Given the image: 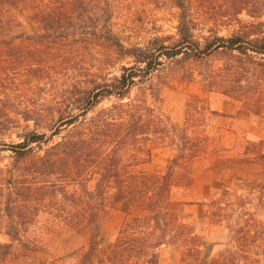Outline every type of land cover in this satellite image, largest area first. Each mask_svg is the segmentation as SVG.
<instances>
[{
    "label": "trees",
    "instance_id": "trees-1",
    "mask_svg": "<svg viewBox=\"0 0 264 264\" xmlns=\"http://www.w3.org/2000/svg\"><path fill=\"white\" fill-rule=\"evenodd\" d=\"M65 1L0 0V72H57L69 66L74 52L65 57L61 46L84 16ZM175 3L176 43L126 47L114 38L121 54L134 59L120 76L84 87L81 79L42 73L36 79L53 85L57 95L58 102L49 105H11L12 96L0 89V136L16 131L18 137L0 148L13 158L10 167L0 169V232L9 239L0 244L5 249L0 264L14 243L26 252L38 244L29 229L43 210H57L54 205L69 215L60 222L91 231L78 264H159L169 247L181 248V264H200L203 244L193 241L195 223L172 190L191 186L195 164L202 161L222 180L207 202L209 219L228 229L226 243L206 264H264V219L257 214L264 205V139L224 145L206 128L220 113L200 94H191L184 123H175L154 105L161 100V85L147 83L166 60L195 61L197 72L186 76L188 82L232 98L243 115L264 117V0H227L222 17L236 29L202 37L195 34L197 0ZM25 12L43 33L14 32ZM44 38L58 46L39 50ZM171 73L167 80L178 77ZM163 146L172 150L167 170L152 171L153 152ZM108 208L118 209L124 220L104 253L99 223Z\"/></svg>",
    "mask_w": 264,
    "mask_h": 264
},
{
    "label": "rangeland",
    "instance_id": "rangeland-1",
    "mask_svg": "<svg viewBox=\"0 0 264 264\" xmlns=\"http://www.w3.org/2000/svg\"><path fill=\"white\" fill-rule=\"evenodd\" d=\"M176 0H67L64 2L71 10L84 16V20L72 26L71 39L66 40L61 46V55L69 56L73 51L74 56L68 60V67L57 72H0V89L7 91L12 96L9 104L49 105L57 103L54 97L53 85L45 81L39 82L36 76L46 73L84 81V87L104 78H114L121 75L123 66L134 64V59L125 57L114 44L117 38L126 47H147L157 42L174 44L178 39L177 26L179 24L180 9L176 6ZM198 8L195 10L197 27L195 34L198 37L208 35L212 30L221 35H229L236 29V23L226 24L222 17L227 0H197ZM28 10V9H26ZM28 12L18 16L22 25H16L14 32H26L33 34L41 30L37 24L26 19ZM243 19H249L242 14ZM34 24V25H33ZM34 26V27H33ZM12 33L8 32V37ZM45 42L37 45L39 50L58 45ZM64 42V41H62ZM60 47V46H59ZM49 49V48H48ZM198 64L195 61L186 63L174 60H166L165 65L154 71L149 76L147 83L160 84L161 100L154 105L169 116L173 122L183 124L187 102L191 94H200L207 97L211 108L217 110L220 115L212 116L207 122L208 131L221 137L224 145L234 147L238 142L246 140L264 139V117L256 115H243L238 112L239 104L217 92H204L201 85L196 82H188L186 76L191 72H197ZM171 72H178V77L170 78ZM66 79V80H67ZM167 80V81H166ZM67 81V82H69ZM164 82V83H161ZM5 94L2 97L5 98ZM18 141L16 131L11 135L0 136L1 143ZM172 150L168 146L156 148L148 168L152 171L163 173L167 170ZM12 152L5 148L0 151V169H6L12 165ZM209 168L208 162L195 164L194 182L191 186H175L172 196L175 200L184 203V211L194 221L196 234L195 243L203 244L202 261H206L220 250L227 241L228 229L216 225L209 219V207L207 202L212 194L222 186V180L216 177ZM240 173H244L241 171ZM70 189L80 192L79 186H71ZM60 198L61 195H60ZM68 200V199H67ZM1 201V198H0ZM56 209L39 213L37 221L30 227L29 233L36 237L37 245L25 251L19 243H14L13 248L3 264H78L82 254L88 247L91 231L88 228H77L70 224L60 222L59 219L68 217V213ZM53 208V207H52ZM260 218L264 219V205L257 210ZM124 220V214L118 209L108 208L106 214L100 220V238L102 237V249L107 253L117 235ZM5 231L0 232V244L8 242ZM5 249L0 247V257ZM181 248L169 247L162 251L159 264H181ZM3 260V259H2Z\"/></svg>",
    "mask_w": 264,
    "mask_h": 264
}]
</instances>
